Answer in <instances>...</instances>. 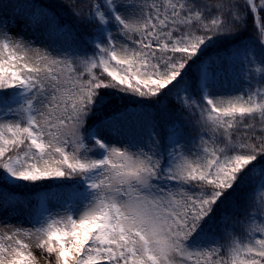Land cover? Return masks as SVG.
I'll list each match as a JSON object with an SVG mask.
<instances>
[{
	"label": "snow or ice",
	"instance_id": "6c2138e0",
	"mask_svg": "<svg viewBox=\"0 0 264 264\" xmlns=\"http://www.w3.org/2000/svg\"><path fill=\"white\" fill-rule=\"evenodd\" d=\"M70 7L94 25L83 52L37 47L0 20V183L41 191L51 181L76 197L29 227L0 221V264H37L33 237L54 264H264V23L245 45L240 92L217 91L224 57L204 55L234 40L248 15L255 23L264 0H88L87 11L71 0ZM41 16L49 32L79 40L46 9L31 23ZM106 89L164 109L172 97L190 125L174 120L161 143L153 124L145 142L117 146L102 133H117L126 114L86 127ZM257 175L250 197L234 201ZM7 202L0 211H9ZM229 206L242 209L241 218L223 211Z\"/></svg>",
	"mask_w": 264,
	"mask_h": 264
},
{
	"label": "trees",
	"instance_id": "16d2710c",
	"mask_svg": "<svg viewBox=\"0 0 264 264\" xmlns=\"http://www.w3.org/2000/svg\"><path fill=\"white\" fill-rule=\"evenodd\" d=\"M71 0H0V20L6 19L8 21L9 29L14 24L15 20L24 19L25 21H32L33 16L38 10L46 9L54 13L62 25L66 24L75 33L79 40H74L72 35L68 32H49L39 31L35 34L34 40L37 47L62 49L68 48L70 51L85 50L84 39L91 37L94 34V25H90L77 16L73 15L70 7ZM77 5H84L82 11H87L88 0H76ZM243 5L244 0H240ZM242 12H247L246 8L241 9ZM258 23H264V13L258 15ZM39 25L48 24V21L43 16L40 17ZM257 22L254 23L252 15H248L246 27L237 34V37L232 41L223 42L216 47L209 48L204 54L206 57L215 59L217 56L224 57L222 63L216 66V88L220 94L238 93L247 87L244 76H233L237 69L241 70V64L244 62V48L245 45L256 39L257 35ZM64 36L69 39L66 40ZM27 40V39H26ZM239 50V51H238ZM89 53L91 48H88ZM257 55L259 50L257 49ZM79 59V57H78ZM245 69H247L245 62ZM99 73V69L96 70ZM255 83V81H253ZM105 95V103L102 109L94 111L89 117L87 126L92 127L94 124H99L100 121L107 117L115 116L116 114H126V118L119 120L116 125L124 123V126H131L132 131L126 137L127 144L143 143L147 140V133L149 129L155 124V131L159 134L161 143L164 142L165 137L168 135L166 126L170 125L174 120H180L181 123L189 124L188 121L182 119L185 115L182 109H178L175 99L172 97L167 98L165 101L167 108H162L161 105L156 104L155 100H148L132 95L117 92L114 89L101 90ZM186 134L195 139L199 133L191 126L185 128ZM256 164L260 163L258 159ZM251 167V166H249ZM260 176L257 175L251 178L233 197V200L243 204L247 198L252 194L253 187L259 181ZM44 189L37 191L38 186L33 185L29 188H17L8 184L0 183V203H3L5 197L7 201L11 202L15 199H24L25 202L31 201L34 207L42 211L39 204L42 202L45 195L61 194L64 191H72L67 187H56L53 182H43ZM6 206V205H5ZM223 211H227L234 218H241V212H234L229 206ZM41 213V212H40ZM229 226H232V221H229ZM222 226L217 223L216 234L222 236L220 231ZM237 232H240L238 226ZM226 242V241H222Z\"/></svg>",
	"mask_w": 264,
	"mask_h": 264
},
{
	"label": "rangeland",
	"instance_id": "374dc122",
	"mask_svg": "<svg viewBox=\"0 0 264 264\" xmlns=\"http://www.w3.org/2000/svg\"><path fill=\"white\" fill-rule=\"evenodd\" d=\"M258 23V16L256 20ZM14 37L23 36L27 40H32L35 37V34L41 30L48 31V24H32L31 21H25L24 19H18L14 21V24L11 25L9 29ZM66 40L69 38L64 36ZM244 59V56H243ZM247 66V65H246ZM246 73L245 69V61L241 64V70L237 69L236 72L232 74L233 76L239 75L244 76ZM118 128V132L112 135H109L107 132L102 133L106 139L116 144L117 146L121 143L127 144V136L132 131L131 126H124V123L115 125ZM76 197L72 195V191H64L61 194L54 195H45L43 197L42 202L39 204V207L42 208L38 210L34 207L31 201L25 202L24 199H15L11 202H7L6 207H8V212L0 211V221L7 220L12 225H23L24 227H29L30 222H34L37 217L41 214L46 213L48 211L56 212L63 211L66 207H69L73 204ZM41 212V213H40ZM4 231H11L9 228H4ZM33 245L32 251L37 257V264H54V258H48L46 252H42L36 245V239L33 237L31 241H29Z\"/></svg>",
	"mask_w": 264,
	"mask_h": 264
}]
</instances>
